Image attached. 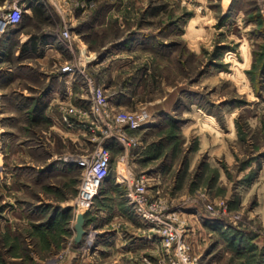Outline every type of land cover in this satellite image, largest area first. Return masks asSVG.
<instances>
[{
	"label": "rangeland",
	"instance_id": "1",
	"mask_svg": "<svg viewBox=\"0 0 264 264\" xmlns=\"http://www.w3.org/2000/svg\"><path fill=\"white\" fill-rule=\"evenodd\" d=\"M39 1L44 11L40 20L26 13L22 0H0V15L17 5L24 25L21 30L9 25L0 33L2 37L10 34L8 61L0 60V178L8 171L15 175L18 162L27 158L38 162L52 151L44 133L48 123L31 125L26 115L31 108L43 107L32 102L47 94L53 78L43 72L49 74L69 60L63 53L42 63L43 46L34 36L45 30L62 35L67 31L70 40L69 19L76 14L90 49L98 51L118 40L122 46H131L134 62L120 70L116 80L123 82L131 74L138 77L136 72L143 69L137 98L169 102L167 113L149 108L153 117L145 129L143 124L126 130L134 140L126 150L118 141L109 143L111 138L102 141L110 146L106 179L118 173L123 177L127 170L135 179L159 172L158 184L147 182V199L156 202V213L182 231L181 243L191 258L187 264H264V0ZM89 72L85 73L95 78V69ZM105 94L109 99L106 90ZM58 108L68 110L62 104ZM120 109L141 113L133 105ZM75 117L89 140L81 150L73 144L65 143V149L57 145L56 157L65 162H75L101 143L91 139L90 117ZM22 144L37 147L23 154L19 153L25 150ZM74 180L71 177L59 188L63 195L73 193L75 204L71 216L65 212L58 219L54 249L38 250L33 238L23 235L25 251L19 252L21 261L14 264H32V257L63 264L72 253L82 259L92 250L98 232L91 222L84 221L86 233L80 242L74 241L75 215L83 212L76 211ZM79 182L80 176L78 186ZM130 204L158 243L153 257L142 256V260L172 264L177 258L176 242L167 245L159 228ZM93 205L94 199L83 214H92ZM196 212L205 218L195 217ZM10 253L0 249V264H4L2 255Z\"/></svg>",
	"mask_w": 264,
	"mask_h": 264
},
{
	"label": "crops",
	"instance_id": "2",
	"mask_svg": "<svg viewBox=\"0 0 264 264\" xmlns=\"http://www.w3.org/2000/svg\"><path fill=\"white\" fill-rule=\"evenodd\" d=\"M22 5L25 6V11L29 15H34L39 20L43 16L44 19V11L41 12L39 9V0H22ZM69 20L70 28H72L70 40L50 30L42 31L38 38L34 36V40L43 46V53L40 56L42 63L65 53V60H75L79 70L73 73H63L60 68H56L50 70L49 74L46 71L43 72V74L46 73V78L53 77L47 86V94L42 96V99L32 101L42 103L43 107L31 108V114L27 113L26 118L31 119V125L34 126L43 121L48 123V128L44 133L48 135L52 151L38 162L33 159L30 161L29 158L18 162L15 175L9 174V171L1 173L0 249L11 252L2 255L4 264L21 261L19 252L25 251V243L21 242L20 238L26 234L33 238L38 250L51 252L56 245L58 219L65 212L70 213V216L73 213L75 195L73 193L63 195L59 188L67 184L72 177L76 180L73 181L71 187L73 192H76L80 168L76 161L65 162L58 159L56 156L59 152L56 146L59 145L65 149L68 148L67 144H73L81 150L89 139L81 120H78L75 114L62 112L57 107L58 104H62L67 108L69 106L89 108L91 92L82 70L91 75L89 70L95 69V78L93 76L91 78L94 83L106 90L113 108H131L132 105L140 107V112L145 115L144 129L146 123L153 117L149 110L150 107H158L164 113L169 112L167 110L169 102L165 100L153 101L147 97L137 98V93L141 88L138 79L143 69L140 73L135 71L138 77L131 74V77L123 82L116 80L118 72L128 69V66L134 62L133 56L129 53L131 46H122L118 40L102 46V49L98 51L90 49L88 39L84 37L87 33L78 26L81 24L79 16L73 14ZM15 25H18L17 30H21L24 26L20 22ZM9 36L10 34L6 37L0 36V60L2 62L3 60L8 61ZM6 71H11V69L7 68ZM0 90H3L2 85H0ZM79 92L82 95H79ZM109 141H111L109 143L116 142L115 140ZM31 146L33 149L37 147L36 144H22L25 150L19 153L25 154L24 152H27ZM107 148L110 151L109 145ZM34 153L39 152L34 151ZM28 171L32 173V177H29ZM131 173L127 170V174L123 177H119L120 173H118L115 178L105 179L101 184L98 194L94 197L92 214L84 216V221L91 222L97 228L98 238L94 247L85 252L82 259L78 258L77 252L72 253L63 264H78L80 261L83 264H146L142 256L153 257V253L158 248L157 240L148 227L143 225L134 214L130 204L129 192L133 185V174ZM157 176L159 177L158 171L149 176L145 175L148 181L154 180V183L158 184ZM192 214L202 219L205 218L199 212ZM210 252L208 251V254ZM36 259L32 257V264H36L38 260L43 264H55L50 259Z\"/></svg>",
	"mask_w": 264,
	"mask_h": 264
},
{
	"label": "built area",
	"instance_id": "3",
	"mask_svg": "<svg viewBox=\"0 0 264 264\" xmlns=\"http://www.w3.org/2000/svg\"><path fill=\"white\" fill-rule=\"evenodd\" d=\"M22 18V8L13 5L0 15V33L5 31L7 26L15 25L20 22ZM63 35L68 39L69 33L63 32ZM79 70L78 63L73 61H65L60 71L63 73H73ZM87 86L91 92V106L88 110H80L76 107H69L67 112L77 114L78 116L90 117L89 131L93 134L92 140L100 141L96 148L89 153H85L75 158L77 165L80 168V182L76 196V211L82 209L83 212L87 210L98 192L101 184L107 178L110 171V151L102 143L104 139L111 138L123 145L126 150L134 142L126 130H133L139 128L145 119L143 113L137 114L131 111H125L120 108H113L110 106L109 99L105 94L102 86L96 85L92 78L88 76L83 70ZM67 120V117L64 116ZM67 160V158H65ZM147 178L141 176L133 178V186L130 192V202L132 203L135 212L140 215L145 221L152 222L154 226L158 227L161 233L166 237V244L176 242L177 258L172 264H187L191 262L188 253H185L182 241V231L178 227L162 218L159 213H156V202H148L146 194ZM210 208V206H209Z\"/></svg>",
	"mask_w": 264,
	"mask_h": 264
},
{
	"label": "water",
	"instance_id": "4",
	"mask_svg": "<svg viewBox=\"0 0 264 264\" xmlns=\"http://www.w3.org/2000/svg\"><path fill=\"white\" fill-rule=\"evenodd\" d=\"M74 229H75L74 241L76 243H78L81 241L84 234L86 233V230L84 228V214H83V212L76 213L75 221H74Z\"/></svg>",
	"mask_w": 264,
	"mask_h": 264
},
{
	"label": "trees",
	"instance_id": "5",
	"mask_svg": "<svg viewBox=\"0 0 264 264\" xmlns=\"http://www.w3.org/2000/svg\"><path fill=\"white\" fill-rule=\"evenodd\" d=\"M109 140H111V139H107V141H109ZM104 145H105L106 147L108 146L107 143H105ZM85 215H86V214H85ZM85 215H84V216H85Z\"/></svg>",
	"mask_w": 264,
	"mask_h": 264
},
{
	"label": "bare ground",
	"instance_id": "6",
	"mask_svg": "<svg viewBox=\"0 0 264 264\" xmlns=\"http://www.w3.org/2000/svg\"><path fill=\"white\" fill-rule=\"evenodd\" d=\"M83 208H84V207H83ZM83 208H82V209H83ZM82 209H79V210H82Z\"/></svg>",
	"mask_w": 264,
	"mask_h": 264
}]
</instances>
